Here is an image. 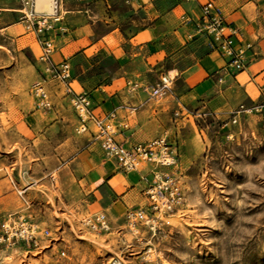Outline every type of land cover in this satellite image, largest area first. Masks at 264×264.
I'll return each instance as SVG.
<instances>
[{
	"label": "rangeland",
	"instance_id": "obj_1",
	"mask_svg": "<svg viewBox=\"0 0 264 264\" xmlns=\"http://www.w3.org/2000/svg\"><path fill=\"white\" fill-rule=\"evenodd\" d=\"M2 2L20 7L14 0ZM116 11L129 14V8L113 0L108 14L115 22ZM20 15L0 10V27ZM131 17L121 18L122 27L131 26ZM37 55L0 35V264H264V113H241L234 123L240 104L231 112L217 108L214 115L204 98L188 107L178 104L179 112H172L187 118L184 134L176 138L166 131L151 138L167 136L177 147L176 163L155 171L179 185L181 202L161 212L151 209L149 199L132 208L144 209L152 219L135 228L127 220L128 210H103L110 229L95 231L83 224L98 210L89 206L79 160L94 136L78 131L73 94L45 75ZM72 65L88 68L87 77L99 83L118 68L113 56ZM45 76L51 108L39 107L33 91ZM58 84L64 92H57ZM168 96L155 98V106L170 110ZM37 110L45 124L34 134H21L12 117ZM152 182L153 175L148 186ZM12 212L37 226L38 245L8 237L2 223Z\"/></svg>",
	"mask_w": 264,
	"mask_h": 264
},
{
	"label": "crops",
	"instance_id": "obj_2",
	"mask_svg": "<svg viewBox=\"0 0 264 264\" xmlns=\"http://www.w3.org/2000/svg\"><path fill=\"white\" fill-rule=\"evenodd\" d=\"M206 1L119 0L129 8L128 17L132 15L131 26L122 27L121 18L127 16L126 12L116 11V22L109 17L108 8H112L113 0H64L63 28L52 34L53 60H69L72 65L93 59L102 62L108 56L116 59L117 71L107 82L99 83L96 78L87 77L88 68L82 66L81 71L72 65L69 84L73 92L90 94L98 114L115 112L117 138L125 144L145 142L158 137L151 138L156 133L166 131L176 138L182 136L187 118L173 116L172 110H178V104L188 107L204 98L214 115L217 108L231 112L241 103L251 104L261 99L264 0H212L224 16L226 35L230 36L233 46L240 48L250 44L245 52V69L229 73L226 72L228 57L212 46L209 35L196 31ZM0 10L13 14L19 7L4 6L0 0ZM141 21L143 25L137 27V22ZM0 35H5L18 49L37 51L39 58L38 37L27 31L20 19L1 26ZM163 76L172 78L167 100L172 107L170 110L156 107L155 98L141 88L132 90L130 87V82L154 85ZM57 87V92L65 91L62 84ZM69 96L66 95L64 101ZM55 97L56 100L58 96ZM131 106L136 109L132 110ZM210 112H205L204 116ZM44 119L42 110H37L29 115L21 112L11 121L21 134L29 135L45 124ZM213 119L216 121V116ZM215 123L210 121L211 126ZM79 160L80 180L85 184L90 208L117 213L145 204L153 172L168 167L144 162L136 170L124 171L116 159L105 155L95 138L80 151Z\"/></svg>",
	"mask_w": 264,
	"mask_h": 264
},
{
	"label": "built area",
	"instance_id": "obj_3",
	"mask_svg": "<svg viewBox=\"0 0 264 264\" xmlns=\"http://www.w3.org/2000/svg\"><path fill=\"white\" fill-rule=\"evenodd\" d=\"M14 1L20 5V20L26 30L34 32L38 37L41 45L39 59L43 63V72L50 79L63 82L68 91L73 94V106L79 118L78 131L91 132L94 138L100 142L105 155L116 159L119 167L124 171L136 170L144 162H153L162 166L175 164L177 147L169 141L167 136H158L145 142L127 145L117 138L116 124L113 122L115 112L109 115H100L95 112L93 100L87 91H72L69 84L73 75L71 62L69 60L55 62L52 57L55 50L52 34L57 29L63 28L61 22L65 14L64 0H53L51 12L38 11L37 0ZM202 14L196 31L209 35L212 46L223 56L228 57L226 72L245 69V52L250 44L240 48L233 46L230 36L226 35L227 25L224 16L212 0H208L202 5ZM46 76L37 80L33 85V91L38 98V106L41 108L52 107V101L45 84ZM219 80L222 81V77ZM130 87L132 90L141 88L152 98H163L171 93L172 81L167 76H163L154 85L130 82ZM260 89L261 99L259 101L251 104L241 103L235 110L234 123L238 121L241 113H264V85ZM131 108L135 110L136 106H131ZM146 192L151 209L160 212L163 208L172 209L173 205L176 202H181L183 198L179 185L167 173L160 171L153 172V182L148 186ZM127 220L131 227L135 228L138 222L149 223L152 219L141 208L128 210ZM83 224L95 231L110 229L109 218L104 211L84 217ZM2 226L8 237L22 239L28 244H39L41 232L20 212L9 213ZM43 234H49V230H44Z\"/></svg>",
	"mask_w": 264,
	"mask_h": 264
},
{
	"label": "bare ground",
	"instance_id": "obj_4",
	"mask_svg": "<svg viewBox=\"0 0 264 264\" xmlns=\"http://www.w3.org/2000/svg\"><path fill=\"white\" fill-rule=\"evenodd\" d=\"M36 7L38 11L51 12L53 10V0H37ZM13 10V9H5Z\"/></svg>",
	"mask_w": 264,
	"mask_h": 264
}]
</instances>
